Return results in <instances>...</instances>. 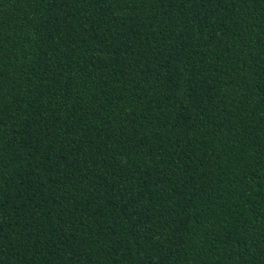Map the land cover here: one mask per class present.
Returning <instances> with one entry per match:
<instances>
[{
  "label": "trees",
  "instance_id": "16d2710c",
  "mask_svg": "<svg viewBox=\"0 0 264 264\" xmlns=\"http://www.w3.org/2000/svg\"><path fill=\"white\" fill-rule=\"evenodd\" d=\"M0 264H264V0H0Z\"/></svg>",
  "mask_w": 264,
  "mask_h": 264
}]
</instances>
